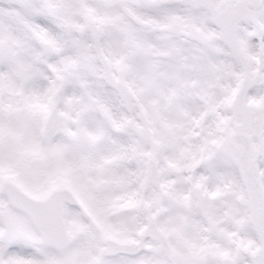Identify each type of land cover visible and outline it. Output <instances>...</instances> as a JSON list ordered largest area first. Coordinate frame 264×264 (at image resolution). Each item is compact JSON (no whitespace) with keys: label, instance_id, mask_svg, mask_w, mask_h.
I'll return each mask as SVG.
<instances>
[{"label":"snow or ice","instance_id":"snow-or-ice-1","mask_svg":"<svg viewBox=\"0 0 264 264\" xmlns=\"http://www.w3.org/2000/svg\"><path fill=\"white\" fill-rule=\"evenodd\" d=\"M13 101L124 159L71 243L58 203L0 193V264H264V0H0V124Z\"/></svg>","mask_w":264,"mask_h":264},{"label":"rangeland","instance_id":"rangeland-1","mask_svg":"<svg viewBox=\"0 0 264 264\" xmlns=\"http://www.w3.org/2000/svg\"><path fill=\"white\" fill-rule=\"evenodd\" d=\"M16 113L17 106L14 101L5 105V116L0 124V131L3 133L2 156L5 161L4 165L0 166V185L4 178L13 179L28 193L42 196L54 184L60 182L59 177L69 178L67 171L57 176L60 165L75 163L78 167V182L85 183L84 187L88 188L90 187L87 183L101 185L106 196L97 193V198H107L111 195V185L107 178L113 174L112 165L120 163L124 157L113 154L112 146L106 139L107 132L102 127L82 125L78 132L73 131L69 123L75 124L77 121L68 113H64L61 117V134L50 145H46L43 141L45 125L40 124L37 130L31 127L26 119L18 118ZM81 131L86 133L88 140L80 139L77 142ZM86 143L90 145L91 151L85 150ZM18 153L26 157V163L22 169L16 170L7 162L10 159L15 161ZM82 189L83 185L78 190ZM77 212H70L74 216L70 225L79 224V219L75 220ZM78 238H74V241Z\"/></svg>","mask_w":264,"mask_h":264},{"label":"flooded vegetation","instance_id":"flooded-vegetation-1","mask_svg":"<svg viewBox=\"0 0 264 264\" xmlns=\"http://www.w3.org/2000/svg\"><path fill=\"white\" fill-rule=\"evenodd\" d=\"M62 185L63 186H66V187H68V188H70V189H72V190H74L75 192V195L77 196V197H79L83 202H84V204H85V207H87V209H88V211L91 213V206H90V196H91V194H92V190L93 189H102V190H104L103 189V187L101 186V185H97V184H89V183H87V186H89L90 188H88V187H84V185H85V183L84 184H82V183H80V182H78V178H76V180L75 181H73L72 179H71V181H69V182H67V183H62ZM82 185H83V189H82V191H79L78 189L80 188V187H82ZM104 192L102 191V192H99L98 194H100L101 196H106L105 194H103ZM99 195V196H100ZM76 208H73V207H67L66 208V213H65V215L68 217V219L66 220V224H67V227H68V229H69V231H70V233H71V235L73 236V237H80V236H82L85 232H86V230H87V219L82 215V211H80V212H77V214H76V216H77V218L75 219V220H77V219H79V224H75V225H70V223H71V220L72 219H74V216L70 213L72 210H75ZM74 212V211H73ZM71 214V215H70Z\"/></svg>","mask_w":264,"mask_h":264},{"label":"water","instance_id":"water-1","mask_svg":"<svg viewBox=\"0 0 264 264\" xmlns=\"http://www.w3.org/2000/svg\"><path fill=\"white\" fill-rule=\"evenodd\" d=\"M59 133V120L57 119L54 123V126L51 128H46L45 130V140L47 143H50L51 140ZM81 137L84 138V135H82ZM4 191L8 192L10 197H11V201L13 202V204L15 205V207H17L20 210H23L24 212H28L32 206H36V205H48L50 202H52V195H50L47 199H45L44 201H33L30 198H28L27 196H25L24 193H22L19 189H17L16 187H14L13 189H9L8 187H6V185L3 187ZM42 202V203H40ZM44 202V203H43ZM46 202V203H45ZM64 202H61V207H63ZM65 242L70 243L71 240L70 238L67 236V234L64 237Z\"/></svg>","mask_w":264,"mask_h":264},{"label":"bare ground","instance_id":"bare-ground-1","mask_svg":"<svg viewBox=\"0 0 264 264\" xmlns=\"http://www.w3.org/2000/svg\"><path fill=\"white\" fill-rule=\"evenodd\" d=\"M31 142V141H30Z\"/></svg>","mask_w":264,"mask_h":264}]
</instances>
